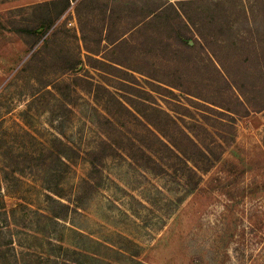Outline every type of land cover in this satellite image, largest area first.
Listing matches in <instances>:
<instances>
[{"label": "rangeland", "instance_id": "rangeland-1", "mask_svg": "<svg viewBox=\"0 0 264 264\" xmlns=\"http://www.w3.org/2000/svg\"><path fill=\"white\" fill-rule=\"evenodd\" d=\"M67 3L0 0V264H264V0ZM119 100L235 143L185 188Z\"/></svg>", "mask_w": 264, "mask_h": 264}, {"label": "trees", "instance_id": "trees-1", "mask_svg": "<svg viewBox=\"0 0 264 264\" xmlns=\"http://www.w3.org/2000/svg\"><path fill=\"white\" fill-rule=\"evenodd\" d=\"M68 5H71L72 1L76 0H67ZM123 105V103L119 100ZM126 113L138 121L143 122L147 132L157 138L162 144H164L172 153L175 155L181 163L182 174H184V186L185 188H192L191 186H196L197 188L200 184V181L203 179V175L207 174L211 169L217 166L220 163H225L223 153L226 149L231 148L236 140V131L235 125L237 111L226 112L218 111V114L226 115L227 118L223 123H220L222 128H219L218 131L209 129V123L205 122H195L193 124L184 123L183 126L179 125L176 120L165 112L171 121L179 128L181 134L182 144L187 143L190 150L180 151L177 153L172 147V136L168 135L164 129L151 121L148 118V115H142L145 119L142 120L140 116L136 113H140L137 109L133 111L130 107L123 105ZM210 118V117H209ZM211 119V118H210ZM218 120V119H217ZM212 125H210L211 127ZM173 128L170 129V134L172 133ZM186 145V144H185ZM88 154L90 165L94 168H98L99 164L102 162L99 154L95 151H89ZM80 194V193H79ZM77 199L69 201L70 204L78 205ZM63 205V204H62ZM69 207V206H67Z\"/></svg>", "mask_w": 264, "mask_h": 264}]
</instances>
